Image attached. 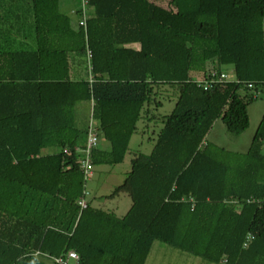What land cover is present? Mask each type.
I'll use <instances>...</instances> for the list:
<instances>
[{"label":"trees","instance_id":"16d2710c","mask_svg":"<svg viewBox=\"0 0 264 264\" xmlns=\"http://www.w3.org/2000/svg\"><path fill=\"white\" fill-rule=\"evenodd\" d=\"M58 1L28 0L35 51H0V264H55L68 252L78 264H148L156 242L208 264H264V111L245 154L206 142L218 120L246 131L247 108L264 94V0H86L76 30ZM69 54L89 63L91 84L70 79ZM225 67L239 83L204 91L190 77ZM161 87L177 91L173 109L113 192L130 197L129 210H81L90 123L92 169L121 164ZM84 103L90 117L78 128Z\"/></svg>","mask_w":264,"mask_h":264},{"label":"rangeland","instance_id":"374dc122","mask_svg":"<svg viewBox=\"0 0 264 264\" xmlns=\"http://www.w3.org/2000/svg\"><path fill=\"white\" fill-rule=\"evenodd\" d=\"M163 3V6L168 8V0H164ZM71 5L74 13L81 9V0H71ZM23 20L27 22L33 21L32 17ZM211 67L212 64H208L206 70H210ZM224 71L229 77L233 76L230 67H225ZM190 77L196 82L204 79V75L198 72H191ZM176 98L177 91L175 89L168 87L157 89L156 97L154 98L155 103L143 111L144 117H147L136 124V131L130 139L128 152L123 162L114 166H98L92 169V177L86 181L84 187V201L86 204L89 203L94 209L113 214L116 218H121L127 213L131 206L130 197L124 192H119L118 194L113 192L115 188L121 186L124 182L127 173L130 171V163L133 156L136 153L142 155L150 154L163 127V117L171 113ZM90 110L85 103L76 105L74 111L76 127L82 128L85 126L87 119L90 117ZM263 111L264 94L261 93L258 99L247 108L249 126L246 131L238 135H232L226 131L224 125L218 120L213 124L206 136V142L224 151L245 154L259 125ZM41 153L42 155H50L56 153V150L44 149ZM80 200L77 202L78 206ZM148 258V264H208L158 242L154 243ZM44 264H53V262L46 260ZM68 264H74V261L70 260Z\"/></svg>","mask_w":264,"mask_h":264},{"label":"crops","instance_id":"0c3cea01","mask_svg":"<svg viewBox=\"0 0 264 264\" xmlns=\"http://www.w3.org/2000/svg\"><path fill=\"white\" fill-rule=\"evenodd\" d=\"M150 1L159 7L165 8L163 6L164 0ZM71 6V0L58 1L60 13L68 16L72 30H76L77 19L72 11L73 6ZM31 17L33 20L32 10L28 0H11L0 3V51H35L37 49V35L35 32L34 22H27L23 20ZM69 43V40H66L64 37L62 38L61 44L69 45ZM124 48L139 51L140 46L138 43H130L124 45ZM67 59L68 75L70 79L77 81L84 80L89 77L88 70L86 71L84 69L80 56L69 54ZM222 70L225 72L224 69ZM52 71L57 75L63 74V68ZM99 145L103 149H107L109 147L106 142H102L101 140Z\"/></svg>","mask_w":264,"mask_h":264},{"label":"built area","instance_id":"2783aa9c","mask_svg":"<svg viewBox=\"0 0 264 264\" xmlns=\"http://www.w3.org/2000/svg\"><path fill=\"white\" fill-rule=\"evenodd\" d=\"M87 4L86 0H81V14H82V20L79 21L78 25L84 27L85 26V6ZM86 55L88 62L90 61L91 58V52L89 49H86ZM88 73H89V78L88 81L91 84L93 82V78L90 75L91 73V67L88 63ZM230 82H235L239 83L234 77H229L227 73L225 72H218L215 70H211L208 72L207 76L204 77L203 80L197 81L196 84L198 87L202 88L204 91L213 89L216 86H223L224 84L230 83ZM248 88H251V85H248ZM91 122V121H90ZM98 138L99 135L96 130V124L90 123V126L88 128V136H87V141H86V148L85 150H81L80 152L83 154L84 159L80 161V169L83 172L84 180H89L92 177V167L90 164V152L91 149L98 144ZM79 206L81 210L86 208V203L84 199H81L79 202ZM253 240V237L251 235H248L243 243V248H246L248 244ZM74 261V264H78L79 258L74 252H68L65 256L61 258L54 259L55 264H68V261Z\"/></svg>","mask_w":264,"mask_h":264}]
</instances>
